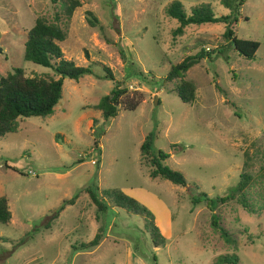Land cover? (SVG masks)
<instances>
[{"label":"rangeland","instance_id":"obj_1","mask_svg":"<svg viewBox=\"0 0 264 264\" xmlns=\"http://www.w3.org/2000/svg\"><path fill=\"white\" fill-rule=\"evenodd\" d=\"M77 1L81 6L68 16V0H0V78L15 67L28 77L57 78L23 59L26 32L37 17L64 31L65 59L93 63L99 76L64 78L52 114L20 119L16 132L0 138V197L11 215L0 223V264H133L130 249L144 264H154L153 257L156 264H213L226 254H236L239 264H264V0H244L237 14L235 35L260 43L252 60L228 45L223 23L192 24L173 35L179 24L166 12L172 2L187 15L206 4L220 16L230 11L222 0ZM202 48L222 50L185 73L195 86V100L186 104L174 91L180 79L165 76ZM102 66L130 95L142 97L136 109L120 108L107 121L96 105L114 82L102 78ZM149 133L153 153H168L165 164L180 171L187 186L149 177L139 149ZM241 173L252 178L246 196L255 213L236 199L215 210L235 240L228 244L211 227L204 203L191 198L231 194ZM87 187L136 199L153 214L164 245L153 246L144 219L108 197V210L96 219ZM72 197L74 203L50 219ZM100 226L101 248H72L90 241Z\"/></svg>","mask_w":264,"mask_h":264},{"label":"trees","instance_id":"obj_2","mask_svg":"<svg viewBox=\"0 0 264 264\" xmlns=\"http://www.w3.org/2000/svg\"><path fill=\"white\" fill-rule=\"evenodd\" d=\"M244 0H222L221 4L229 8V14L217 16L209 5H199L191 9L189 15L184 11L179 1L172 2L166 9L169 17L177 20L178 27L173 31V35H179L188 25H201L206 23L216 24L223 23L225 30L223 32L224 39L228 45L238 54L247 60L255 58V53L260 43L254 40L240 39L235 35V25L237 23V14L239 7ZM81 6L77 0H68L65 11L68 16L76 7ZM88 23L95 27L97 19L88 12ZM66 34L55 23H49L42 17H37L33 26L27 30L23 59L42 67L50 68L57 76L53 78L28 77L22 68L15 67L11 72L0 78V138L8 133H14L19 126V120L28 117H46L53 113L54 107L58 104L62 97L63 79L68 78L78 81L85 75L97 76L91 69L92 64L87 66H78L72 60L64 58L61 44L64 42ZM220 48L214 49L213 54L221 53ZM210 52V53H211ZM210 53L203 48L194 55H186L179 63L170 67L165 76L166 81L180 79V83L175 87L174 91L180 100L186 104H191L195 100V86L193 82L184 80V75L193 65L197 64L202 58L208 57ZM104 75L102 78L109 79L114 82L113 88L108 94L104 95L97 103L96 108L101 112L102 118L107 121L114 118L120 108L125 110H134L142 101L139 93L129 94L127 87L122 82L115 80L114 75L107 66H102ZM153 135L149 133L140 145V154L146 165L149 166V177L152 179L163 178L171 183L185 187L187 181L180 171L170 168L165 164V160L169 158V154L161 150L156 153L152 151ZM252 182V178L247 173L239 175L234 191L231 194L211 198L205 193H198L191 198L194 205L204 203L210 212V225L219 233L224 242L230 244L235 240L220 224L219 216L215 210L228 202L236 199L238 204L249 213L254 214V207L248 201L246 191ZM90 201L96 207V219L100 218V214L108 210L105 197L112 200L115 207L124 209L126 212L140 215L145 221V228L149 232L150 240L155 247L163 246L165 237L162 236L158 226L155 225L153 214L136 199L124 194L118 190H105L100 194L96 188L87 187L85 189ZM105 196V197H104ZM75 197L63 200L56 208L50 219H55L58 214L68 204H73ZM10 211L7 199L0 197V223L7 224L10 220ZM49 224H47V227ZM103 228L99 227L97 233L88 242H82L78 246H73L74 250H87L97 246L102 240ZM156 264V259L153 257ZM213 264H239V258L236 254H226L218 256Z\"/></svg>","mask_w":264,"mask_h":264},{"label":"crops","instance_id":"obj_3","mask_svg":"<svg viewBox=\"0 0 264 264\" xmlns=\"http://www.w3.org/2000/svg\"><path fill=\"white\" fill-rule=\"evenodd\" d=\"M105 238H106V236L100 241V243L96 247H94L93 251H97V249L102 247V243L105 240ZM89 253H91V252H89ZM128 260H129V262H132L133 264H144L140 257L138 258L133 254L132 249L128 250Z\"/></svg>","mask_w":264,"mask_h":264},{"label":"water","instance_id":"obj_4","mask_svg":"<svg viewBox=\"0 0 264 264\" xmlns=\"http://www.w3.org/2000/svg\"><path fill=\"white\" fill-rule=\"evenodd\" d=\"M157 102H158V98L156 96L155 99H154V103L157 104Z\"/></svg>","mask_w":264,"mask_h":264},{"label":"built area","instance_id":"obj_5","mask_svg":"<svg viewBox=\"0 0 264 264\" xmlns=\"http://www.w3.org/2000/svg\"><path fill=\"white\" fill-rule=\"evenodd\" d=\"M92 163H95L94 161H92ZM29 173H31V174H34L32 171H29Z\"/></svg>","mask_w":264,"mask_h":264}]
</instances>
